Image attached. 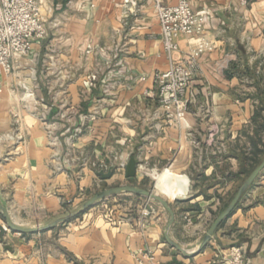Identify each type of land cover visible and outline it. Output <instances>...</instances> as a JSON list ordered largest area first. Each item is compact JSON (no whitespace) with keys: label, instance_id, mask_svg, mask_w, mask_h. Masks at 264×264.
<instances>
[{"label":"crops","instance_id":"crops-1","mask_svg":"<svg viewBox=\"0 0 264 264\" xmlns=\"http://www.w3.org/2000/svg\"><path fill=\"white\" fill-rule=\"evenodd\" d=\"M187 1L204 19L202 37L212 49L200 57L185 123L167 125L159 108L154 76L169 61L153 0H68L46 14L47 36L32 54L1 78L0 206L12 222L47 226L115 181L140 184L159 174L156 194L174 213L169 229L168 211L152 203L141 234L134 220L145 200L130 198L124 210L132 213H116L130 216L124 221L91 208L41 232L6 229L0 264H135L138 248L151 249L160 264H208L231 246L241 247L249 264H264V169L203 245L227 198L247 178L251 140L264 122V1ZM176 43L175 57L182 58L197 36L180 34ZM89 76L94 87L86 92ZM76 128L81 133L70 145ZM133 156V179L115 170L108 180L98 174ZM2 220L0 214L5 228Z\"/></svg>","mask_w":264,"mask_h":264},{"label":"built area","instance_id":"built-area-1","mask_svg":"<svg viewBox=\"0 0 264 264\" xmlns=\"http://www.w3.org/2000/svg\"><path fill=\"white\" fill-rule=\"evenodd\" d=\"M246 6L251 1L264 0H237ZM132 3V0H126ZM156 18L161 30L162 49L168 57V67L154 76V84L165 122L169 126L186 122L189 105L191 103L190 88L199 70V60L205 51L212 49L210 44L202 37L205 31V21L195 15L187 0H179L175 5H165L162 0H153ZM57 9V8H56ZM53 8L48 0H0V96L3 92L1 78L12 73L14 63L28 58L32 54L33 44L47 36L46 14L52 13ZM196 35L197 44L185 57L176 58L179 51L176 37L178 35ZM86 92L94 87V77L89 76L83 82ZM26 97H32L33 92L23 86ZM81 133L80 128L67 137V143ZM6 138L15 139L14 143L22 141V137L6 135ZM69 160H65L68 163ZM127 161L119 160L115 166L118 175L126 177ZM137 217L134 224L141 234L147 231L149 220L154 207L149 199L137 206ZM103 216L114 221H124L130 216L119 215L116 206L104 205ZM128 214V212H126ZM189 222V220H187ZM135 264H160L154 252L149 248H138L132 252ZM208 264H249L244 252L239 246H231L219 251Z\"/></svg>","mask_w":264,"mask_h":264},{"label":"water","instance_id":"water-1","mask_svg":"<svg viewBox=\"0 0 264 264\" xmlns=\"http://www.w3.org/2000/svg\"><path fill=\"white\" fill-rule=\"evenodd\" d=\"M136 168H137V160L133 156L128 160L127 165H126V177L128 179H133L136 176ZM263 169H264V160L247 176V178L241 184V186L239 187V189L237 190V192L235 193V195L233 196L231 201L228 203V205L213 220L212 224L210 225V227L208 228V230L205 234L203 245H205L210 240V238L213 236L214 232L219 227V225L233 212V210L236 208L237 204L239 203V201L242 198L245 191L253 184V182L256 180V178L258 177V175L260 174V172ZM114 170H115V166L111 165L109 167L107 173H104L103 171H101V172H98V174L101 176L102 179L108 180L113 176ZM118 193L135 194L138 196H144V197H147V198H150V199L157 201L159 204H161V206H163L168 211V213L170 215V220L168 223L167 230L169 229V227L173 223L174 213H173L170 205L168 204V202L165 199H163L162 197H160L159 195H157L153 191H148V190L138 188L135 186L125 185V186L108 188V189H105V190L98 192L97 194H95L93 197H91L89 200H87L81 207H79L74 212H71L67 216L59 218L55 222H53L47 226L40 227V228H22V227L17 226L14 222H12V220L8 216V213L6 212V210L0 206V214L6 222L5 228L0 226V239H3L6 229L13 231L15 233H18V234L35 233V232H41V231H45L48 229H52L55 226H58L64 222H67V221L77 217L78 215H80L81 213L86 211L89 207H91L96 201L103 199L105 197H108V196L116 195ZM174 246L177 249L181 250V252H183V254H185V252H184V250H182V248H180L177 245H174Z\"/></svg>","mask_w":264,"mask_h":264},{"label":"rangeland","instance_id":"rangeland-1","mask_svg":"<svg viewBox=\"0 0 264 264\" xmlns=\"http://www.w3.org/2000/svg\"><path fill=\"white\" fill-rule=\"evenodd\" d=\"M57 2H58V4L57 5H51L52 6V8H53V11H55L56 10V8H60L62 5H64V3L65 2H67L68 0H56ZM263 148H264V145H263ZM262 157V159L264 158V154H263V156H261ZM250 158H253L252 156H250ZM259 160H260V158H258ZM259 164H257L256 166H255V168L258 166ZM255 168H253L252 170H251V172L255 169ZM250 172V173H251ZM249 175V174H248ZM247 175V176H248ZM241 183H243L242 181L241 182H238L237 183V187H236V190L238 189V187H239V185L241 184ZM125 185H128V186H135V187H138V188H142V189H145V190H148V191H153L154 193H156V190H155V181L153 180V179H149V178H145L140 184H138V183H136V181H127V179H125V180H123V182H117V181H115L114 183H112V184H110V185H108V186H106V188L108 189V188H112V187H119V186H125ZM235 193H236V191L235 192H233V194L232 195H230L228 198H227V200H226V202H225V205L223 206V208H222V211L224 210V208L228 205V203L231 201V199L233 198V196L235 195ZM94 194V193H93ZM93 194H91V195H93ZM119 195L117 196V195H112V196H108V197H105V198H103V199H100V200H98V201H96L91 207H89L86 211H84V212H88V210L89 209H95V211H99V213L100 214H104L105 213V211L103 212V210H105L104 209V205L106 204V205H108L109 207H111V206H116V209L117 210H124L125 208H126V206H128L127 204H129L130 203V198H138V197H140V198H143V200H146V199H149L153 204H157V205H161V204H159L157 201H155V200H153V199H150V198H147V197H144V196H138V195H135V194H130V193H118ZM95 195V194H94ZM93 195V196H94ZM160 197H162L163 199H165L163 196H161V195H159ZM89 198H91L92 196H88ZM86 199H88V198H86ZM131 205L132 206H134V202H131ZM128 208V207H127ZM132 208H128V212L129 213H132ZM135 210V209H134ZM125 211V210H124ZM127 211H125V212H127ZM221 211V212H222ZM83 212V213H84ZM83 213H81V214H83ZM80 214V215H81ZM80 215H78V216H80ZM77 216V217H78ZM76 218V217H75ZM3 221V223L5 224L6 222H5V220H2ZM6 225V224H5ZM8 230V229H7ZM8 231H10V230H8ZM10 232H13V231H10Z\"/></svg>","mask_w":264,"mask_h":264},{"label":"trees","instance_id":"trees-1","mask_svg":"<svg viewBox=\"0 0 264 264\" xmlns=\"http://www.w3.org/2000/svg\"><path fill=\"white\" fill-rule=\"evenodd\" d=\"M257 118V116L255 117ZM261 133H264V122H261L258 124L257 131H256V137L251 140V156L253 158L247 157V161L250 162L249 169L246 171V175H248L253 168L258 164V155L264 154V148L260 149V146H263L264 138L262 139Z\"/></svg>","mask_w":264,"mask_h":264},{"label":"bare ground","instance_id":"bare-ground-1","mask_svg":"<svg viewBox=\"0 0 264 264\" xmlns=\"http://www.w3.org/2000/svg\"><path fill=\"white\" fill-rule=\"evenodd\" d=\"M158 176H159V174H156L155 176H153L155 181L158 179Z\"/></svg>","mask_w":264,"mask_h":264}]
</instances>
